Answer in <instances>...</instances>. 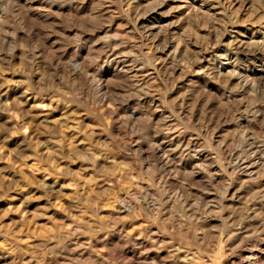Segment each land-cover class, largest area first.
<instances>
[{"label":"clouds","instance_id":"obj_1","mask_svg":"<svg viewBox=\"0 0 264 264\" xmlns=\"http://www.w3.org/2000/svg\"><path fill=\"white\" fill-rule=\"evenodd\" d=\"M36 8L47 15L33 16ZM152 13L166 18L155 33L152 25L137 26ZM40 26L45 32L36 31ZM46 35L61 37L63 54L39 45L37 37ZM113 61L123 65L116 75ZM177 85L185 94H211L214 128L204 122L193 129L181 114L184 97L169 95ZM11 86L40 103L26 110L21 96L0 100V201L29 187L41 194L0 209V264H157L134 262L125 251L140 240L157 244L153 236L172 237L158 249L179 245L171 248L175 264L180 252L182 264H223L234 254L226 247L238 227L224 216L229 186L249 160L260 171L244 183L264 180V0H0V89ZM36 108L44 117L39 124ZM193 130L198 144H161ZM14 137L22 139L5 148ZM174 152L181 160L202 155L181 170ZM194 187L217 200L201 202ZM38 200L47 204L25 207ZM10 216L19 219L5 223ZM215 219L222 221L215 244H202L204 222ZM248 241L259 251L264 227L241 247ZM247 259L257 264L258 257Z\"/></svg>","mask_w":264,"mask_h":264},{"label":"rangeland","instance_id":"obj_2","mask_svg":"<svg viewBox=\"0 0 264 264\" xmlns=\"http://www.w3.org/2000/svg\"><path fill=\"white\" fill-rule=\"evenodd\" d=\"M35 3L39 4L41 0H34ZM149 0H144V3H148ZM180 0H169V4H175L179 3ZM193 3L196 4H202L203 0H193ZM167 7V6H166ZM33 16H45L46 13L41 12L38 8L31 10ZM104 11L107 13L109 10L106 8ZM111 11L116 12L117 6L112 5ZM52 19H55L54 17ZM166 18L159 16L158 13H152L145 19L141 20L137 26L140 25H152L153 26V33L157 31L155 25L161 23ZM122 18H117V22L114 25V27H118L120 21ZM124 23L128 24V28L126 30H131L133 25L128 23V21L124 20ZM36 31L39 33L45 32V28L43 26L37 27ZM69 31H74L72 29H64L65 34H67ZM104 31H107L105 29ZM37 40L39 42V45L43 47H49L51 49H55L58 51V54L62 53L63 44L61 42V37L57 36L55 40L51 36H45L43 38L37 37ZM48 41H52L51 44L48 43ZM159 43V41H157ZM193 48H195V45H193ZM158 55H163L162 53H158ZM123 67L119 62L113 61V67L111 69V72L113 75L117 74V70L119 68ZM159 67V66H158ZM122 75V73H119ZM19 79L20 77H12L10 74L6 76V79ZM194 85H189V89L194 88ZM6 93V95H0V100H10L15 98L16 96H21V100L25 105L26 110L28 108H31L33 105L39 104L40 101L32 96L30 93L28 95H23V90L18 89L15 86H11L10 88L0 89V94ZM170 96H175V98L179 101L180 97H184L182 104L184 107L181 110V114L184 117H191L193 129L198 127L204 122H207L210 127H215L216 123V113L215 110L212 108V103H215V100L212 99L211 94L207 92V90H202L201 92H194L189 90L187 94H185V91L182 90V85H177L173 92L169 94ZM209 97V103L205 104L204 97ZM45 103H48V101H45ZM159 102L157 101V104ZM149 107H153V105H149ZM191 109V111H189ZM42 109L36 108L33 110V116L38 117L35 120V123L39 124L41 120L44 119L43 116H40V112ZM60 117L63 116V113L59 114ZM158 115V113H157ZM170 115V113H169ZM6 117L4 114H0V121H3ZM225 128L230 127V125H224ZM220 133H217L219 135ZM22 138L20 137H14L12 140L7 141L5 143V148H15L18 145V141H20ZM83 139V137H81ZM199 141L196 137L195 131L185 132L181 136H175L174 134L172 136H165L161 140V144L170 148H179L181 146L187 147L189 144H198ZM202 155V153H197L191 156L189 159L188 157H185L183 160L180 159V152H174L173 158L177 160V163L180 164L181 170H184L188 168V165H190L193 161L199 162V156ZM207 159V157H205ZM264 163V160L261 161ZM29 163H32L29 161ZM249 165H255L254 167H249ZM5 165L0 164V167H4ZM78 165L73 164V168L76 169ZM245 167L247 169L246 173H242L241 175H238L236 177L237 182H233L229 186V193H228V199L224 202L225 204V212L224 216L225 219L228 220V222L231 223H237L238 227L234 229H230L229 231L231 233H235L233 238L229 241L227 244V249H234V254L229 256L227 260L223 262V264H252L251 261H249L248 257H258L257 264H261V262H264V243L259 244V251H253L252 247L256 245L255 241H248L247 243H243V246L241 247V244L244 240V237L249 235L252 231L256 230L257 228L264 227V180H259L254 183H244V181L251 179L250 173H256L260 171V165L255 163V160H249L246 162ZM190 170V169H188ZM30 172V170H29ZM7 175L14 176V173H7ZM86 176H89L88 173L85 174ZM203 174H201V177ZM18 178V177H17ZM36 180H43L44 174L43 173H37L35 176ZM226 180L227 177H224ZM48 183H57L54 180H49ZM59 184L65 183V181H59ZM169 183H172V181H169ZM71 192L70 188L65 189V193ZM191 192L193 194L198 195L201 197V202L207 201L208 203H215L217 200V196L213 195L211 192H204L200 193L198 192L197 188H192ZM29 193H35L37 195H40L41 193L39 190L35 187H29L27 192H15L11 193L10 195L17 197L15 200H5L0 201V209L7 208L9 206H18L20 205L22 199L24 196L28 195ZM191 201H189V207L191 206ZM47 204V201L45 200H38L35 201L32 204L26 205L25 207L31 211H35L38 207H43ZM109 208L107 205H105V208L103 209V213H108ZM260 214L259 216L257 214ZM57 216L62 215L59 211L56 213ZM192 215L191 213L189 214ZM12 219H19L18 216H10L8 220L5 221V223H9ZM197 220H199V217H197ZM47 223L44 220L37 221V224H45ZM137 224L143 223L142 220L136 221ZM205 227L207 228L208 235L201 237V243H207V244H215V241L212 239V237L218 235L216 231H214V227H220L222 226V221L219 219L205 221ZM211 225L212 227H208ZM126 228L132 227L131 224L126 225ZM152 232H159V229L153 227L151 229ZM115 236L109 237V239H115ZM153 240L157 241V244H152L148 240H140L137 242V247L135 248H128L125 249V251L129 254L130 258L133 259V261H146L150 262L152 259L157 260V264H175V261L170 259L172 253L171 248L178 247V244H170L168 248L164 249H158L157 245L165 240H172L171 236H153ZM76 256H79V253L75 254ZM87 255V253H85ZM185 252H180L179 257L181 260V264L183 261V258L185 257Z\"/></svg>","mask_w":264,"mask_h":264}]
</instances>
